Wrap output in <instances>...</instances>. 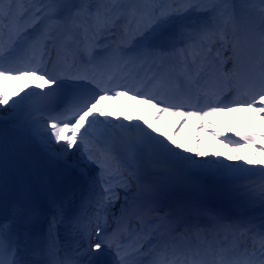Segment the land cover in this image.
I'll list each match as a JSON object with an SVG mask.
<instances>
[{
  "label": "snow or ice",
  "instance_id": "snow-or-ice-1",
  "mask_svg": "<svg viewBox=\"0 0 264 264\" xmlns=\"http://www.w3.org/2000/svg\"><path fill=\"white\" fill-rule=\"evenodd\" d=\"M9 80L0 187L28 147L48 166L0 201V264H264V164L238 154L264 153V130L234 140L210 119H264V0H0ZM126 96L151 122L102 107ZM165 113L197 117L226 156L200 159Z\"/></svg>",
  "mask_w": 264,
  "mask_h": 264
},
{
  "label": "bare ground",
  "instance_id": "bare-ground-1",
  "mask_svg": "<svg viewBox=\"0 0 264 264\" xmlns=\"http://www.w3.org/2000/svg\"><path fill=\"white\" fill-rule=\"evenodd\" d=\"M30 83H35V81H30ZM0 87H3L6 91L9 92V94H11L14 87L18 90L19 82H14L11 80L0 82ZM126 103L127 101H124L123 99H118L116 101L110 100L102 107H104L106 112L116 114V116H113L114 118L122 119L123 115L127 114L132 116L134 120L137 117H142L144 119H148L151 122L152 113L154 112V110L148 107L147 109L150 110H148V112H150L151 115L146 114L147 116L145 115V117H143L141 114L144 113L146 107L142 106L136 101H129V104ZM127 105H129L128 108H126ZM140 109L142 113L140 112ZM137 111L141 114L134 115L133 112ZM178 118L172 117V119H164L160 117L158 124L161 131L168 132L170 135L175 131L177 137L183 140L185 148L198 147L200 151L206 152L208 154L207 157H203L200 159L211 160L213 159L212 154L218 151H221L226 156L228 149L225 146L220 147L214 152L213 145L216 142V139L212 137L211 133L204 132L202 130L198 131V119L197 121H186L182 126H180L177 125V121L179 120ZM223 118L219 117L216 120L217 122L222 123V125L219 127L221 134L230 136L231 138L234 137V140L238 139V137L235 136V131L249 132L253 130H264V119L252 112L238 111L230 113L228 116H223ZM3 126L16 130L14 127V121L6 113L0 112V127ZM197 141H199L198 144ZM261 143L264 144V142ZM238 154L244 156L247 160L258 159L262 162V164H264V153H258L253 148H244L242 150H238ZM220 159H224V162L228 163V161L224 157H220ZM256 167L258 168L259 166ZM251 179L258 181L260 179L259 174L257 173V175L251 177ZM260 212L261 210L259 209V207L252 209V213L256 216H259Z\"/></svg>",
  "mask_w": 264,
  "mask_h": 264
}]
</instances>
